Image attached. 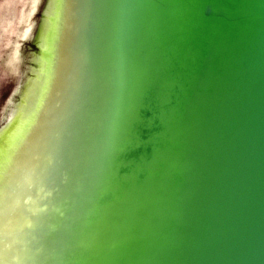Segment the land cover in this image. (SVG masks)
I'll list each match as a JSON object with an SVG mask.
<instances>
[{"label": "water", "instance_id": "95a60500", "mask_svg": "<svg viewBox=\"0 0 264 264\" xmlns=\"http://www.w3.org/2000/svg\"><path fill=\"white\" fill-rule=\"evenodd\" d=\"M0 264H264V0H42L0 57Z\"/></svg>", "mask_w": 264, "mask_h": 264}, {"label": "rangeland", "instance_id": "374dc122", "mask_svg": "<svg viewBox=\"0 0 264 264\" xmlns=\"http://www.w3.org/2000/svg\"><path fill=\"white\" fill-rule=\"evenodd\" d=\"M26 2L27 0H0V57L6 51L8 42L14 39V30L20 27L19 20Z\"/></svg>", "mask_w": 264, "mask_h": 264}, {"label": "bare ground", "instance_id": "6f19581e", "mask_svg": "<svg viewBox=\"0 0 264 264\" xmlns=\"http://www.w3.org/2000/svg\"><path fill=\"white\" fill-rule=\"evenodd\" d=\"M41 1L42 0H27L26 8L24 9L23 13L21 14V17L19 20L20 27L18 29L14 30V35H13L14 39L18 36V34L22 31V29L26 26V24L31 20V18L35 15ZM11 30H13V29L11 28ZM14 39L12 41L8 42V44H7L8 47L14 41Z\"/></svg>", "mask_w": 264, "mask_h": 264}]
</instances>
